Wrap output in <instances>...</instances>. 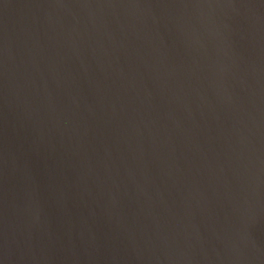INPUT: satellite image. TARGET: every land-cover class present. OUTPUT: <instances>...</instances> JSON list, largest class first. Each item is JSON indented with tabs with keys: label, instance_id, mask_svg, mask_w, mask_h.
Wrapping results in <instances>:
<instances>
[{
	"label": "water",
	"instance_id": "95a60500",
	"mask_svg": "<svg viewBox=\"0 0 264 264\" xmlns=\"http://www.w3.org/2000/svg\"><path fill=\"white\" fill-rule=\"evenodd\" d=\"M0 264H264V0H0Z\"/></svg>",
	"mask_w": 264,
	"mask_h": 264
}]
</instances>
